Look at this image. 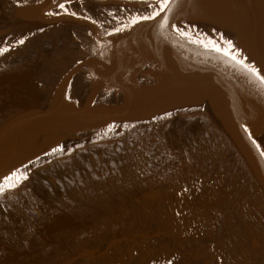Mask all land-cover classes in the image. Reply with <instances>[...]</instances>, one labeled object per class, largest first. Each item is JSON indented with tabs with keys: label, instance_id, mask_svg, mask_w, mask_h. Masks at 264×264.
<instances>
[{
	"label": "water",
	"instance_id": "obj_1",
	"mask_svg": "<svg viewBox=\"0 0 264 264\" xmlns=\"http://www.w3.org/2000/svg\"><path fill=\"white\" fill-rule=\"evenodd\" d=\"M162 2L0 0V264H264V0Z\"/></svg>",
	"mask_w": 264,
	"mask_h": 264
},
{
	"label": "snow or ice",
	"instance_id": "obj_2",
	"mask_svg": "<svg viewBox=\"0 0 264 264\" xmlns=\"http://www.w3.org/2000/svg\"><path fill=\"white\" fill-rule=\"evenodd\" d=\"M145 2H147V0H145ZM170 3V0H163L162 4H161V10H164L165 8L168 7V4ZM60 7H64L63 4L60 5ZM74 15V14H73ZM159 15V12H155L153 13L152 15H148V16H142L139 18V20H137V18H133V21L132 23L135 24V23H138L139 21L143 20V21H147V20H151V19H154L156 16ZM117 31H119V29H117ZM20 44H23L24 43V40H20L19 41ZM228 46H229V49L231 48V42H228ZM217 51H220V49H216ZM225 54H228L227 52ZM233 60H235L237 63H243L242 61H239V60H236V57H232ZM251 74L255 75L257 77V79L261 80L262 83H264V77H261L257 72H256V69L253 68V67H248L247 69ZM262 155H264V153H262ZM26 178V177H25ZM7 179V177H6ZM3 190L0 189V192H2Z\"/></svg>",
	"mask_w": 264,
	"mask_h": 264
}]
</instances>
